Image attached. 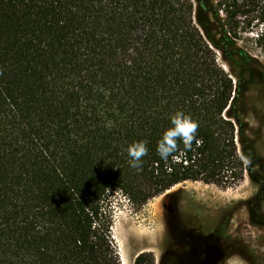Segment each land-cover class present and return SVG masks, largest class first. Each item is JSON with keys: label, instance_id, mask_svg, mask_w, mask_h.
I'll return each mask as SVG.
<instances>
[{"label": "trees", "instance_id": "trees-1", "mask_svg": "<svg viewBox=\"0 0 264 264\" xmlns=\"http://www.w3.org/2000/svg\"><path fill=\"white\" fill-rule=\"evenodd\" d=\"M245 34L264 52V0H0V264H120L116 195L139 209L184 181L264 177V64L237 45ZM177 111L196 139L162 160ZM137 141L148 153L134 169Z\"/></svg>", "mask_w": 264, "mask_h": 264}, {"label": "rangeland", "instance_id": "rangeland-1", "mask_svg": "<svg viewBox=\"0 0 264 264\" xmlns=\"http://www.w3.org/2000/svg\"><path fill=\"white\" fill-rule=\"evenodd\" d=\"M251 37L243 35L237 45L264 64V52ZM219 62L228 70L222 59ZM257 71L253 66L241 74L250 138L261 104ZM260 137L256 146L264 157V129ZM238 151L241 154L239 143ZM255 169L264 176V162L262 169L259 165ZM256 178L245 170L239 183L224 188L184 181L139 209L116 195L112 237L120 264H134L141 252H151L155 264H264V177Z\"/></svg>", "mask_w": 264, "mask_h": 264}, {"label": "clouds", "instance_id": "clouds-1", "mask_svg": "<svg viewBox=\"0 0 264 264\" xmlns=\"http://www.w3.org/2000/svg\"><path fill=\"white\" fill-rule=\"evenodd\" d=\"M199 128L197 121L182 111L171 117V127L166 129L157 144V153L162 160H168L178 149V141H182L185 149L192 147ZM129 166L134 169L142 167V158L147 155L148 147L143 141L130 144L127 149Z\"/></svg>", "mask_w": 264, "mask_h": 264}]
</instances>
